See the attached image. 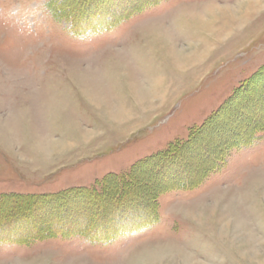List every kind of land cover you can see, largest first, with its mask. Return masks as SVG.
<instances>
[{
	"label": "rangeland",
	"instance_id": "1",
	"mask_svg": "<svg viewBox=\"0 0 264 264\" xmlns=\"http://www.w3.org/2000/svg\"><path fill=\"white\" fill-rule=\"evenodd\" d=\"M259 114L264 0H0V197L92 190L24 218L55 226L59 205L107 237L0 241V264H264V129L241 135ZM131 169L135 198L103 199Z\"/></svg>",
	"mask_w": 264,
	"mask_h": 264
},
{
	"label": "trees",
	"instance_id": "2",
	"mask_svg": "<svg viewBox=\"0 0 264 264\" xmlns=\"http://www.w3.org/2000/svg\"><path fill=\"white\" fill-rule=\"evenodd\" d=\"M236 96H237V94H235L232 97V99L228 101V105L232 100H234L236 98ZM225 107L226 106H224L223 109L221 108L218 113L224 111ZM262 129H264V115L260 116V114H259L258 118L256 120H253L252 122H247L245 124L244 133L241 132V135H242V137L250 136L253 134V132L258 131V130H262ZM193 137H195V134ZM234 140H235V137L233 138V141L232 140L231 141L233 143H236L237 140H235V141ZM232 142H231V144L230 143L229 144H225V143L223 144L222 143L223 144L222 147L226 148L229 145H232ZM177 146L180 147L179 145H177ZM182 147L183 146H181L180 148H182ZM176 150L179 153V150L178 149H176ZM167 153H169L168 155H170L171 153H174V151L167 152ZM178 153H176V154H178ZM209 155H210V159H212L211 162H213L215 159H216L215 162L219 161V159L215 158L211 154H209ZM171 159H172L171 156L170 157L167 156L166 160H171ZM176 162H177V160H176ZM146 164H148V163L145 161L143 162V164H142V162H140V166L141 165L143 166ZM156 164H158V163H156ZM202 169L203 168L200 167L199 169H197V171L194 172V174H196V176H194V178H193V175L188 176L185 179V181H183V182L181 180L180 181L177 180L175 182H173L172 180L166 181L165 182V184L167 185L166 188H168L169 190L176 189L179 186H183V188H186L188 186V183L190 181H192V179H193V182H197L198 181L197 178L198 177L200 178V176H203L205 169L204 170H202ZM133 173H134V169H131L126 176H122V177L121 176L120 177H113V176L109 177L108 176L107 178H103V184H102L103 186L102 187L104 190H106L108 192L103 191L104 193L102 192L103 194L102 193L100 194L101 196H104V198L103 197L102 198L103 199L107 198L110 201L114 196L113 192L116 188L119 189V195H121L123 197L122 198L120 196V199H119L122 201V203L126 202V200H131V198H135L134 196L130 195L137 188V187H135V186H137V183H135V179H134L135 177H133ZM185 174L187 175V173H185ZM189 179H191V180H189ZM180 182L182 184H180ZM176 185H178V186L176 187ZM185 185H186V187H185ZM106 187H108V188H106ZM105 192L107 193V195H105ZM70 193H71V195L73 194L74 196L77 194H85V193L90 195V193L93 194V191L88 190V189H83V188H72V189H65L64 191H62L56 195H45V194L29 195V194H20V193L2 195L0 197V206L4 205V203L5 204L11 203V202H8L10 200L13 201L14 203L17 202V205L13 206V207H12L13 204L9 205V207L5 208L2 211V213L0 214V241L1 242L23 243V242L29 241L31 239L41 238L42 235L44 234V232H46V233L50 232V233H52V235L61 234V236H64V237L69 236V235H74V234H78V235L84 234L85 237H87L88 239L93 240V241H95V240L96 241H98V240L103 241L104 239L107 240V237L103 236V234H100L101 233L100 231H97L98 234L93 232L92 226H94L93 229H97L100 227V225L98 227V222H96L97 219H94V217H92L90 220H88V222L86 221V223L83 224V226L82 225L73 226V224L62 225L63 221H65L66 219L62 216L58 217L60 215V210H61V209L57 210L59 208V205L54 207L56 209L55 211H57V213H59V214H56L57 218L54 216L55 226L50 225L49 228H46V226H44V224L42 225V222H35L33 224H30L27 221H25L24 217L28 216V214H27V210H24V208H22V206H26V208H27L31 202H32L33 206H36L39 203H44V204L48 203L47 206L49 208H51V204L49 205V203H51L52 201L54 202V198L56 196L59 197L58 198L59 200H61L62 196L64 197V195H66V194L69 195ZM88 198L94 200L92 195H90ZM89 199H87V200H89ZM109 201H107V202H109ZM127 202H130V201H127ZM140 202L145 205V201L144 202L140 201ZM119 203H120V201L116 203V206H119ZM129 204L132 205L131 203H129ZM129 204L127 205L128 207H129ZM145 206H147V205H145ZM8 208H10L9 209L10 211H7ZM98 208L101 210L102 205H98ZM153 217H154L153 212L150 213L149 215L147 214V215H145V217L144 216L141 217L140 220H138L137 222L132 224V226L134 228L136 227V229H138V228L142 227V225L152 224V223L156 222L155 217L154 218ZM6 219H8V220H6ZM9 221L10 222L11 221L16 222V225H15L16 227L14 226L15 228H13V229L11 228L10 231L6 232L2 229L5 226L11 227L10 225L12 223L9 224L10 223ZM121 227L122 226H120V228ZM120 230H122V229H120ZM115 232H116L115 234H117L119 231L118 232L115 231ZM106 236H109V235L106 234Z\"/></svg>",
	"mask_w": 264,
	"mask_h": 264
},
{
	"label": "bare ground",
	"instance_id": "3",
	"mask_svg": "<svg viewBox=\"0 0 264 264\" xmlns=\"http://www.w3.org/2000/svg\"><path fill=\"white\" fill-rule=\"evenodd\" d=\"M254 2V1H253ZM246 5V4H245ZM256 6H257V4H256ZM239 10V9H238ZM199 15V14H198ZM205 18V17H204ZM237 21L238 22H241V21H243L242 19H237ZM234 25H232V26H227V27H233ZM235 27L236 28H239V27H241L240 25H239V23H236L235 24ZM202 28V27H201ZM221 32V33H220ZM227 31H223V30H219V34L217 33V35L215 34V35H212L213 36V38H215V37H217L218 39H219V41H221V42H223V40L224 39H226L231 33L230 32H227ZM225 33V34H224ZM224 34V35H223ZM223 35V36H222ZM165 37V36H164ZM164 37H162L161 39L162 40H164L165 41V43H169V41L170 40H168V38H164ZM216 39V38H215ZM218 39H216V40H218ZM205 42L207 41L206 39L204 40ZM203 41V42H204ZM215 41V40H214ZM208 42V41H207ZM206 42V43H207ZM198 45V44H197ZM169 48V55L171 56V57H173V58H177L178 59V56H177V49L175 50V48H173V47H168ZM134 88H136L137 89V85H135L134 84ZM2 125H4V124H2ZM238 230H240V229H238ZM237 232V231H236ZM251 249H254V247L251 245ZM163 253H167V252H164V251H162V250H160V251H158V253H157V255H156V257H160V256H162V254ZM168 254V253H167ZM166 254H164V256H165ZM163 256V257H164ZM252 260V259H251Z\"/></svg>",
	"mask_w": 264,
	"mask_h": 264
}]
</instances>
